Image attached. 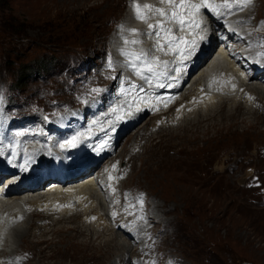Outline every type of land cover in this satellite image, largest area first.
<instances>
[{
  "label": "rangeland",
  "instance_id": "1",
  "mask_svg": "<svg viewBox=\"0 0 264 264\" xmlns=\"http://www.w3.org/2000/svg\"><path fill=\"white\" fill-rule=\"evenodd\" d=\"M129 3L130 0H113L104 11L100 9L102 4H98L75 12H57L45 11L43 4L36 0H0V108L10 106L8 112L18 123L29 125L31 121L26 126L31 131L33 123L45 113L55 108L61 110L64 105H76L87 95L92 84L108 85V80L102 78L109 64L105 60L108 57L105 51L111 46L115 29L128 19ZM263 18L264 0H257L248 21ZM40 65H45L48 71L38 70ZM252 82L258 84L257 81ZM186 89L187 86L181 94ZM146 114L122 135L115 154L118 166H123L116 183L122 190L119 195L130 197L129 205H140L139 209L145 213L144 228L151 229V239L149 243L145 241L142 249L138 248L139 254L129 253L130 257L123 250L114 251L116 246L113 243L108 247L98 245V242L80 245L79 241L77 243L72 239L75 232L68 231L76 222V225H80L87 220L80 217V221L65 223L61 227L57 225L40 237L33 230L32 234L36 235L29 236V223H26L23 228L27 234L20 240L16 237L8 238L10 242L6 250L13 249V257L17 258H1L3 263L110 264L116 258L117 264H132L136 258L144 262L150 252L149 255L156 258L155 264H264V120L246 116L244 118L248 121L245 126L239 119L226 121L224 115L217 113L216 117L214 115L217 120L215 123L202 121L193 123L194 126L189 123L185 126L188 128L182 126L173 135L167 126L159 130L155 129L157 125L151 126L148 132L154 136L145 150V145L140 147L133 134L147 120ZM190 132L193 133L191 139L188 138ZM144 133L139 131L141 135ZM132 147L136 152L144 150L143 155L132 166L125 165L124 149L133 152ZM222 162L227 168L223 172L213 171V178L209 180L211 169ZM228 168L230 180L225 178L227 174H223V178H214L216 173H225ZM247 171L251 172L250 177L245 175ZM118 200L120 198L113 203H119ZM159 207L165 209L167 214L160 213L157 209ZM102 210L111 216L109 208V212L107 208ZM97 217L90 216L86 222L90 223L89 219L94 222ZM33 219L36 225L44 226L43 220ZM106 224L101 222L98 225L103 227ZM110 226L116 231L117 225ZM64 228L66 232L61 231ZM99 228H94V232H99ZM106 232L105 236H109L110 232ZM133 245L137 247V244ZM112 252V256L107 258ZM91 255L94 257H86ZM121 258L124 262H119ZM15 259L18 261L15 262Z\"/></svg>",
  "mask_w": 264,
  "mask_h": 264
},
{
  "label": "bare ground",
  "instance_id": "2",
  "mask_svg": "<svg viewBox=\"0 0 264 264\" xmlns=\"http://www.w3.org/2000/svg\"><path fill=\"white\" fill-rule=\"evenodd\" d=\"M112 1L113 0H36V2H38L39 4H41V5L43 4L42 7L45 11L50 10V11H57V12L63 11V10L75 12V11H77L81 8L87 7L89 5H98V4H102L100 9H103V11H104L105 9H107L108 5ZM211 1L213 2V0H211ZM208 2H209V0H208ZM256 3H257V0L253 3L251 9H249V11L247 12V15L244 18H240L238 20V22H241L242 19H244L245 21H248V17H250L252 10L254 9V6L256 5ZM36 4L37 3H35L34 5H36ZM27 10L29 12V9H27ZM23 12H25V11H23ZM249 19H251V18H249ZM129 22H131V21L129 20ZM173 25L174 24H170L169 27L173 28ZM140 27H141V24L134 25V27L124 26L120 31H118L116 33L115 37L111 38V42L116 40L117 43H122L123 40L127 36H129V37L131 36V33L129 31H127L128 29H137L138 31H141L142 29H140ZM173 32L175 34V31H173ZM129 44H131V43H129ZM204 53L206 54L207 51H204ZM205 60H206V62L201 66V68H200L201 70L198 72V75L194 77V80L187 87L186 91L183 94H181V90L178 92V94H177L178 97H177L176 101H171L170 98L165 97L164 95H161L160 93L151 92L153 90L152 88H149V90H151V91H147V89L144 86L135 85V87H133L134 82L129 77L120 76V79L118 78L116 81V78L119 76V72H117L116 70L115 71H116L117 76L114 73V71H112V70H110L108 73L103 75L102 78H104V80H106V81L108 80V85L100 83L99 88L103 89V90L98 91L99 99L106 97L113 90L114 87L119 85V87H120L119 94H121L120 96L128 97L131 101H133V104H135L134 107L136 108L135 110L137 111V114L131 118V116H129V112L124 110L125 109L124 104H119L117 111L112 113L111 116L113 117L115 124L112 127H110L107 131L104 132L102 139L100 140V142L96 143L97 146H95L96 149H94V151L96 150V154L94 155L93 159L96 158L97 155L102 153V152L105 153V155H106V157H104V160L106 162H101L97 169L94 168V169L90 170V172H94L97 174L95 179L92 177H88V178L83 179V180L78 181V182H76V181L71 182L70 181V182L64 183L63 185L62 184L57 185L56 183H54L50 180H47L46 183L43 184L41 189H34L32 193L28 192V194H26V193L20 194V193H12V192L7 191L4 195H0V264H6V263H3V261H2L3 258H15V257H13L15 255L13 249H10L9 251L6 250V248L9 247V242H10V240L8 241V238L13 237V239H14V237H16L17 240L18 239L20 240V238L23 237L24 234H27L26 233L27 230L25 231L23 228V225H25L26 223H29V226H28L29 236H32V235L35 236L37 234L40 237L45 231H48L51 228L53 229L57 225H60L59 227H61L65 223L80 221V219H79L80 217H85L87 220H85V222L80 224V225H76V223H77L76 222L74 225H72L71 227L68 228V231L72 230L75 232V236L72 239H75L77 241V243L79 241L80 245H83V243H87V242L89 244H94V243L98 242V245L103 244L104 246L108 247L110 245V243H113L116 246L114 251L117 250L119 252V250H123V253L128 254V256L131 255V254L129 255V253H134V252L138 253V248L139 247L143 248L145 245V242H144V240H143L144 238H143L136 245L137 246L136 248H134L135 246L131 243L132 242L131 238L128 235V232H130V230H127V231L125 230L126 229V222H127L126 220H130L132 218L131 214L127 213V211H125V212L119 213L117 215V217L112 218L111 216L108 215V213H105L102 210V209L107 208V211H108V208L110 207L111 210L115 209L116 212H119V210L121 209L120 207H126L124 205L123 201H120L119 203L118 202L113 203L116 199H119L118 195L122 193V190L120 191V188L117 186L116 183L119 180L120 174L123 171L122 170L123 166L122 167L120 166L121 167L120 168L118 166V164H119L118 159H117V157L115 158L116 151H118L117 148H115L113 150L111 149L114 146V141L119 139V133L116 134L117 130L123 131L124 128H126L131 123H134V125H133V127H134L136 125V123L142 118V116L144 114H146V113L149 114L147 120L144 122V124L141 126V128L136 133L133 134V138L136 141H139L140 147H143L145 145L144 149L146 150L147 144L150 142V140L154 136V135H152L151 132H148V130L151 126L156 127V125H157L158 127L155 128L156 130H159L160 128H162L164 126H167V128L170 131V134L173 135V134H175L174 132L177 131L182 126L184 128H188L185 126H187L189 123L190 124L192 123V125H193V123H198V122H202V121H206L207 123H209V122L215 123L216 119H214V115L216 117L217 113L224 115L226 121L231 120V119L238 121V119H239L241 121V123H243V125H245V126L247 125L246 120L248 117H253L256 119L264 120V88L261 85H259V83L258 84L253 83L252 80H254V78L249 77L248 74H244L242 71L243 68H241L237 63H233L232 61H230V59H228L226 57L223 58V57H217L216 56L215 58H210L207 60L205 58V55H204L203 57H201L199 62H202ZM191 64H192L191 61H187L185 66L188 67ZM192 74H194V73H192ZM95 76H96V74H95ZM157 78H158V76H156V79ZM127 81H130L131 85L127 84L126 83ZM234 87H237V92L240 91L241 93L239 92V94L236 93L233 95L234 90H232V89H234ZM125 88L128 89V91H129L128 94H124L123 89H125ZM141 89H143V90H141ZM80 91H82V90H80ZM145 92H146V95L143 97H140ZM30 94H31V92H30ZM134 94L137 97H140L137 99H139L141 102L140 101L136 102ZM246 94H249L251 96L252 95L255 96V97L251 98L250 103H248L249 102L248 100L243 99V96H246ZM29 101H31V100H29ZM254 102L258 103L257 104L258 107L255 106ZM259 103L261 105H259ZM259 106H262V107H259ZM156 109H160V111H157ZM90 111H91V109H89L87 107L82 108L80 110V112L83 114H86V113L89 114ZM21 114H22V112H21ZM43 114H44V112H43ZM74 116L75 115H72V114L63 115L61 120L56 121L55 124L52 125L53 128H56L58 131H55L53 128H52V130L47 128V133L52 134V135H53V133L54 134H60V135L66 134V136L63 138L66 141L67 139H69L68 134H70L71 129H72V128H69V125L71 124V121L74 118ZM246 116H247V118H244ZM29 119H32V118H29ZM64 121H66V122H64ZM30 122H29V125H30ZM206 122H205V124H206ZM101 123H102V125L104 124V118H103V121ZM172 123L175 124L174 127H173ZM216 127H218V126H216ZM194 129H196V128H194ZM227 130H228V128H227ZM139 131H141V132L143 131L145 133L143 135H141V134H139ZM93 133H95L94 129H93ZM213 134L215 135V133H213ZM192 136H193V133L190 132V135L188 136V138L191 139ZM45 138L48 139V141L45 144H43L42 140H37V143H39L41 145V148L45 151L46 155L40 156L38 154L37 147L35 145H30L29 149L26 152V157L30 160L41 159L42 161H44V163L46 165H48V168H49L48 159L49 158H54V159L60 158L61 154L59 153V150H56L57 145H58V142H56V139H54V137L52 139L51 138L49 139L48 136H46ZM205 140H206V138H205ZM65 141H63V143ZM0 144H2V143L0 142ZM218 144H219V142H218ZM18 145H20V143L17 142V146ZM65 147H67V146H65ZM202 149H204V148H202ZM109 150L111 151L110 155H108ZM133 150H134V148H133ZM258 150H259V147H258ZM124 151L126 152V155L125 154L124 155H125L126 162H127V163H125V165L130 164L131 166L136 159L139 160L142 157L143 152H144V150H142L143 152H141L140 149L137 152L135 150L133 152H131L130 149H126V150L124 149ZM177 152H178V150H177ZM247 152L245 154H248ZM231 153L232 152H230V154ZM254 153H256V152H254ZM112 156H114V157L112 158ZM221 158H222V156H221ZM82 160H83V158H82ZM90 160L91 159H88V160L85 159L84 163H88V161H90ZM213 160H215V159H213ZM234 160H236V159H234ZM241 160H243V159H241ZM154 161H156V160H154ZM239 161H240V159H239ZM218 162H220V161H218ZM101 164H102V166H101ZM241 164H243V163L241 162ZM113 166H115V167H113ZM157 166H158V164H157ZM162 167H164V165ZM228 167H229V165H228ZM226 168L227 167L224 166V164L222 162L217 167H213V170L212 169H211V171L208 170V171H210L209 175L211 174L208 177V179L211 180V178H213V175H212L213 171L217 170L218 172H223V170ZM130 169H132V168H130ZM174 169H175V167H174ZM96 170H98V171H96ZM187 170H188V168H187ZM241 170H242V168H241ZM166 171H168V170H166ZM127 172H126V174H127ZM150 172L151 171L149 170V173ZM154 172H155V170H154ZM154 172H153V174H154ZM228 172H229V168H228L227 172H225V173H222V174L216 173V176H214V178L218 179V177L220 178L221 176L223 178L224 177L223 174H227V177H225V178L230 180V175L228 174ZM250 173H251L250 171H247L245 173V175L249 176ZM88 175H90V173ZM92 175H93V173L91 174V176ZM104 176H107L106 177L107 181L103 180ZM109 176H111L112 179H109ZM155 178H157V176ZM125 179H127V178H125ZM249 180H250V178H249ZM249 180L247 182H249ZM176 181L178 182L177 179H176ZM189 181H193V180H189ZM120 182L121 181H119V183ZM70 183H73V184L70 185ZM121 183H123V182H121ZM53 184H56V186H54ZM176 184H179V183H176ZM244 184H245V182H244ZM48 185H53V186L49 187ZM68 185H70V186H68ZM171 185H172V182H171ZM8 188H10V186H8ZM99 188H104V190L100 191ZM226 188H229V187L227 186ZM173 189H175V188H173ZM242 189H244V188L242 187ZM110 191L114 192V194L112 196H109ZM226 192H228V190H226ZM181 193L182 192H180V194ZM229 194H230V192H229ZM125 197H127V196H125ZM161 199H163V198H161ZM130 202H132V201H130ZM126 203H128V202H126ZM30 208H34V209L29 210ZM157 209L160 213L167 214L165 209L162 210L163 208H160V207ZM112 213H113V211H112ZM20 215L23 216L22 221H18V216H20ZM90 216H96V217L98 216V217L95 218L97 220L94 222H91V220L89 219L90 223H88L86 221H88V218ZM33 218H37V220H39V221L43 220L45 222L44 226L36 225L35 220ZM101 222H105V223L107 222L106 226L100 227L99 225ZM148 223H149V220H148ZM38 224H40V223H38ZM110 224L117 225L116 231L114 230L113 227L110 226ZM59 227H57V228H59ZM94 228H96V229L99 228L98 229L99 232L95 233ZM32 230H33V232L36 231L35 235H34V233L32 234V232H31ZM146 230L149 233L148 235L150 236L151 229L146 228ZM61 231L66 232L67 229L64 228ZM104 231H109L110 232L109 236H105V234L107 235V232L104 233ZM66 249H64V250L66 251ZM149 249H150V247H149ZM261 249H263V248L261 247ZM57 251H59V250H57ZM262 251H264V250H262ZM59 252H57V253H59ZM78 252H79V250H78ZM113 252L111 254H109V256L107 258L111 257ZM60 253H62V252H60ZM60 253L58 255H60ZM117 255H119V254H117ZM65 256H66V254H65ZM122 256H124V255H122ZM125 256L127 257V255H125ZM79 257H80V255H79ZM86 257L90 258V257H94V256L91 255V256H86ZM86 257H84V258H86ZM86 259H85V261H86ZM100 259L102 260L103 258L101 257ZM115 259L110 264H117V260H115ZM123 260L124 259L121 258L119 260V262H122ZM130 260H131V258H130ZM62 263H63V261H62ZM139 264H144V263L139 262Z\"/></svg>",
  "mask_w": 264,
  "mask_h": 264
},
{
  "label": "snow or ice",
  "instance_id": "3",
  "mask_svg": "<svg viewBox=\"0 0 264 264\" xmlns=\"http://www.w3.org/2000/svg\"><path fill=\"white\" fill-rule=\"evenodd\" d=\"M159 3L166 5L167 7H156L150 4H133L135 18L141 22L147 23L149 19V14L160 17L155 24H147L148 35H154L156 37V43L154 45L155 50L163 52L165 55L169 53H179L182 60L190 59L195 55V50L197 43L194 40H183L182 37L176 36L172 28L166 27L167 24H175L178 30H184L186 27H196L199 28L200 22L195 19V16L200 12L201 9H211L212 11H217L220 7L231 8L233 5L225 2L222 5L210 4L208 0H199V2H194V0H159ZM251 3V0H243L242 5H236L239 7H245ZM132 35H136L137 29H128ZM163 38V42L161 40ZM183 43V47H180V43ZM125 43L137 44L139 41H125ZM128 58V64L131 67L133 74L140 79L145 80L146 83H151L148 80L147 75H163L164 73L160 71L161 68H167L169 61L161 60L157 56H151L147 53H128L122 52ZM174 71L180 72V68H175ZM163 87L164 85H159ZM135 87V85H133ZM143 90V89H141ZM98 91V90H93ZM114 111H116L114 109ZM78 143V137L72 136L67 139L60 147L63 149L67 147H75ZM11 162V161H9ZM21 168H25L24 165H15ZM115 167V166H113ZM109 179H112L109 176ZM115 215V214H113Z\"/></svg>",
  "mask_w": 264,
  "mask_h": 264
},
{
  "label": "trees",
  "instance_id": "4",
  "mask_svg": "<svg viewBox=\"0 0 264 264\" xmlns=\"http://www.w3.org/2000/svg\"><path fill=\"white\" fill-rule=\"evenodd\" d=\"M48 65H50L49 63H48ZM38 70H41V71H43V72H46V71H48V68L45 66V65H40L39 67H38ZM27 73V72H26ZM35 73H36V71H35ZM34 73V74H35ZM24 76V75H23ZM21 85V84H20Z\"/></svg>",
  "mask_w": 264,
  "mask_h": 264
}]
</instances>
